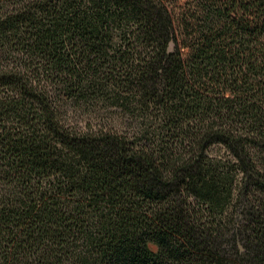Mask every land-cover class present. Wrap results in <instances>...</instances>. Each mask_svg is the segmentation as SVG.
Masks as SVG:
<instances>
[{
  "label": "trees",
  "instance_id": "16d2710c",
  "mask_svg": "<svg viewBox=\"0 0 264 264\" xmlns=\"http://www.w3.org/2000/svg\"><path fill=\"white\" fill-rule=\"evenodd\" d=\"M0 264H264V0H0Z\"/></svg>",
  "mask_w": 264,
  "mask_h": 264
},
{
  "label": "rangeland",
  "instance_id": "374dc122",
  "mask_svg": "<svg viewBox=\"0 0 264 264\" xmlns=\"http://www.w3.org/2000/svg\"><path fill=\"white\" fill-rule=\"evenodd\" d=\"M171 49H172V46H170L169 50H171ZM215 150H217V149L215 148Z\"/></svg>",
  "mask_w": 264,
  "mask_h": 264
}]
</instances>
